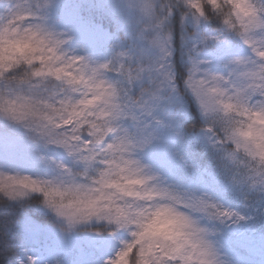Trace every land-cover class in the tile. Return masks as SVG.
<instances>
[{
	"label": "clouds",
	"instance_id": "1",
	"mask_svg": "<svg viewBox=\"0 0 264 264\" xmlns=\"http://www.w3.org/2000/svg\"><path fill=\"white\" fill-rule=\"evenodd\" d=\"M0 2L10 5L0 12V120L25 130L36 144L62 148L82 165L74 170L53 161L52 176L0 170V204L38 196L63 230L95 222L104 225L95 231L126 232L112 264H226L212 229L196 214L231 219L234 213L162 185L136 157L141 145L119 122L132 116L133 105L146 109L148 100L129 103L107 74L117 72L131 84L148 73L155 88L142 92L155 99L162 86L178 87L166 62L173 11L218 20L253 55L230 61L227 74L193 63L184 85L236 182L264 189V0H126L139 13L140 34L153 33L145 38L162 54L150 66L122 59L93 63L71 54L65 48L70 38L42 15L50 0Z\"/></svg>",
	"mask_w": 264,
	"mask_h": 264
},
{
	"label": "rangeland",
	"instance_id": "2",
	"mask_svg": "<svg viewBox=\"0 0 264 264\" xmlns=\"http://www.w3.org/2000/svg\"><path fill=\"white\" fill-rule=\"evenodd\" d=\"M102 1L111 13L118 16L120 30L130 37L128 44H123L118 34H109L100 25L86 19L82 15L84 0H50L42 9V15L50 28L70 38L65 48L71 54L84 56L90 62L112 61L115 65L118 59H122L132 66H150L158 61L162 54L145 38L153 33L140 34L139 13L130 9L126 0ZM9 6L0 2V12ZM184 24L195 30L204 26L202 19L190 14L185 15ZM194 39L197 51L191 64L198 63L202 69L212 72L227 74L233 66L230 61L253 55L237 36L224 30L207 32V42L201 35ZM167 47L170 55L166 62L170 67L173 50L169 41ZM119 53L125 55L119 57ZM107 75L126 91L129 103L148 100L147 110L133 105L131 112L135 119L129 116L119 122L120 127L127 129L141 145L136 157L149 166L162 185L185 197L210 200L234 213L231 219H222L225 232H219L218 240L211 237L226 264H264V189L237 183L235 170L224 159L221 167L212 165V168H203V163L194 159L191 151L197 145L221 154L222 150L208 131L190 135L183 131L181 116L184 103L176 88L164 85L157 98L149 99L142 92L145 87L155 88V82L150 85L148 73L131 84L117 72ZM152 76L155 81L160 80L155 72ZM53 161L63 162L74 170L82 168L62 148L36 144L25 130L0 120V170L52 176L55 174ZM43 208L54 220L47 225L32 218L25 220L18 264H107L121 241L127 238L123 231L109 234L90 231L93 226H103L95 222L75 230H63L62 222ZM196 215L202 224L209 227L210 218L199 213Z\"/></svg>",
	"mask_w": 264,
	"mask_h": 264
},
{
	"label": "trees",
	"instance_id": "3",
	"mask_svg": "<svg viewBox=\"0 0 264 264\" xmlns=\"http://www.w3.org/2000/svg\"><path fill=\"white\" fill-rule=\"evenodd\" d=\"M82 15L93 24L100 25L109 34H118L121 41L124 42L123 44L130 42V37L120 30L121 24L118 16L114 12L111 13L102 0H84ZM184 18L185 15L180 10H174L167 22V29L169 31L168 41L173 50V56L169 64L178 85L176 88L177 93L184 103L181 126L183 131L190 135L207 131L205 119L194 97L184 85V80L190 74L192 68L191 59L197 51L194 37L201 35L203 40L207 42V32L224 29L216 19L211 21L202 19L204 26H199L200 29L195 30L192 26L184 24ZM126 87H128L127 84ZM128 93H130L129 88ZM191 154L195 160L203 163V168H212V165L222 166L223 155L212 148L197 145L191 151ZM210 163H212L211 166H207ZM39 199L38 196H33L31 199L22 202L0 204V264H18L25 234L24 222L27 218H32L46 225L53 222L54 217L44 210V206L39 203ZM210 222L214 236L217 235L219 229L223 231L224 227L221 219L211 218ZM103 228L104 225L93 226L89 230L102 232L103 234L111 233L109 231H95V229Z\"/></svg>",
	"mask_w": 264,
	"mask_h": 264
},
{
	"label": "snow or ice",
	"instance_id": "4",
	"mask_svg": "<svg viewBox=\"0 0 264 264\" xmlns=\"http://www.w3.org/2000/svg\"><path fill=\"white\" fill-rule=\"evenodd\" d=\"M167 44H168V42H167ZM167 44H166V48H168V47H167ZM260 55L264 56V53H261ZM107 264H112L111 259L108 260Z\"/></svg>",
	"mask_w": 264,
	"mask_h": 264
}]
</instances>
